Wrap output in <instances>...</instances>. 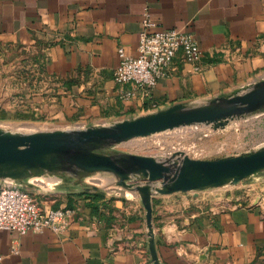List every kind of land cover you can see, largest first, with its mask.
<instances>
[{"label":"crops","instance_id":"obj_1","mask_svg":"<svg viewBox=\"0 0 264 264\" xmlns=\"http://www.w3.org/2000/svg\"><path fill=\"white\" fill-rule=\"evenodd\" d=\"M146 8L156 29L188 31L203 52L198 71L178 56L149 95L113 77L119 48L138 54ZM0 44L43 56L49 83L20 112L61 128L111 124L233 96L264 79V0H0ZM7 183L31 190L45 211L68 206L75 215L60 232L0 230V264H155L143 199L113 174ZM258 183L232 207L224 192L153 195L161 264H264V180Z\"/></svg>","mask_w":264,"mask_h":264},{"label":"water","instance_id":"obj_2","mask_svg":"<svg viewBox=\"0 0 264 264\" xmlns=\"http://www.w3.org/2000/svg\"><path fill=\"white\" fill-rule=\"evenodd\" d=\"M261 109L264 79L233 96L215 97L195 106L177 103L111 124L33 131L0 126V180L23 183L30 177L52 173L70 175L80 183L97 172L113 174L116 184L141 195L150 252L154 263L161 264L153 228V195L238 184L263 174L264 147L217 159H195L183 152L160 159L104 150L184 126L204 123L217 129Z\"/></svg>","mask_w":264,"mask_h":264},{"label":"rangeland","instance_id":"obj_3","mask_svg":"<svg viewBox=\"0 0 264 264\" xmlns=\"http://www.w3.org/2000/svg\"><path fill=\"white\" fill-rule=\"evenodd\" d=\"M42 58V54L33 49L0 44V126L21 131L61 128L60 124L35 119L28 112H20L30 104V94L41 92L49 83L43 73ZM261 147H264V109L230 120L227 125L217 129L204 123L184 126L105 149L104 152L147 154L160 159L173 154L180 156V152H183L195 159H217L247 154ZM262 180L264 173L238 184L180 193L224 192L227 197L232 196L227 205L232 207L246 203L249 200L248 192Z\"/></svg>","mask_w":264,"mask_h":264},{"label":"built area","instance_id":"obj_4","mask_svg":"<svg viewBox=\"0 0 264 264\" xmlns=\"http://www.w3.org/2000/svg\"><path fill=\"white\" fill-rule=\"evenodd\" d=\"M139 35L138 54L127 55L119 48L120 62L113 77L118 84H133L149 95L160 77L179 56L182 61L201 69L203 52L188 31L176 28L156 29L148 8L144 11ZM129 92L127 96L132 95ZM0 180V230H13L26 234L30 230L50 228L56 232L68 228L75 215L72 207L45 211L31 190Z\"/></svg>","mask_w":264,"mask_h":264}]
</instances>
